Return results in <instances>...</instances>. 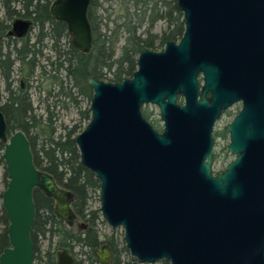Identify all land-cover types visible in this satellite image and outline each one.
Instances as JSON below:
<instances>
[{"label":"water","instance_id":"water-1","mask_svg":"<svg viewBox=\"0 0 264 264\" xmlns=\"http://www.w3.org/2000/svg\"><path fill=\"white\" fill-rule=\"evenodd\" d=\"M177 3L185 21L180 41L144 49L122 82L89 77L91 120L76 137L81 163L100 181L104 220L124 229L140 263L264 264V0ZM90 4L51 6L83 53L93 43ZM32 28L31 19L17 18L8 35L24 38ZM237 102L242 108L226 126L235 159L215 174L214 126ZM149 103L160 109L162 132L143 115ZM7 128L0 110L9 221L0 264H34V190L56 201L55 215L69 227L78 224L75 195L35 165L23 131ZM95 254L112 263L108 244ZM76 262L70 249L57 252L58 264Z\"/></svg>","mask_w":264,"mask_h":264},{"label":"trees","instance_id":"trees-1","mask_svg":"<svg viewBox=\"0 0 264 264\" xmlns=\"http://www.w3.org/2000/svg\"><path fill=\"white\" fill-rule=\"evenodd\" d=\"M54 1L56 0H0V73L5 80V89L8 93L5 102L0 104V110L5 115L8 133L21 130L28 136L36 166L52 174L58 184L75 194L73 210L77 219L81 221V226H86L82 228L79 225L76 230L67 226L55 215L54 199L36 189L34 191L36 218L31 234L34 264H58L57 252L64 248L70 249L76 256L80 254L84 256L76 259V264H101L95 251L104 243L109 245L112 253L111 264H121L119 259L121 251H127V247L125 244L120 247L123 242L115 233L106 236L105 240L101 239L98 228L101 212L99 207L92 209L90 206L93 195L100 190V181L81 163L75 142L80 126L78 124L65 126L64 130L59 132L53 111L48 108L49 114L46 118L36 114L29 92L21 90L20 86L14 88L12 75L18 63L21 71L27 70L28 80H32L38 71V76L46 77V64H41L43 55L41 47L49 40L55 59L53 73L48 79L60 87V92L55 96L61 94L76 102L72 89L65 91L63 88L61 76L64 71V78L70 79L78 93L91 99L93 90L88 84L90 76L94 75L109 82H121L127 77H132L137 69V56L143 49L156 50L169 40L181 39L185 31L183 13L178 8L176 0H148L141 9L134 5V13L130 12L131 7H125L122 17L124 20L121 24L115 23L111 27L107 22L103 27L98 17L101 5L97 0H91L89 19L94 40L90 52L83 53L75 47L66 25L53 19L51 4ZM134 15L137 16L135 21ZM17 18L33 21L32 29L37 30L34 41L30 36L22 39L20 46L10 41L8 32ZM162 20H165L167 29L162 34H154L152 32L154 25ZM141 28L144 30L139 33ZM121 39H124L125 43L120 57L116 58ZM38 55L40 59L37 58ZM80 112L81 119H91L89 108ZM144 116L157 130H161L158 121L150 119V113L144 111ZM223 134L227 135V132ZM4 147L0 142L1 165H5ZM4 181L7 186L6 171ZM0 197L2 198V194ZM0 221L3 226L0 230L1 254L9 246V221L1 204ZM46 241L48 244L44 249ZM76 247L80 248L79 251H75ZM165 263L169 264L168 261Z\"/></svg>","mask_w":264,"mask_h":264},{"label":"rangeland","instance_id":"rangeland-1","mask_svg":"<svg viewBox=\"0 0 264 264\" xmlns=\"http://www.w3.org/2000/svg\"><path fill=\"white\" fill-rule=\"evenodd\" d=\"M100 4H103V6L100 8L99 13L101 15L111 13V22H110V26H114L115 21L114 19L116 18V14L113 13L115 10H119V13L124 15V11L123 8L121 9L119 2L121 0H111L112 4L110 5V2H106L105 0H99ZM129 5L131 6L130 12L134 13L135 12V6L133 5L134 2L132 0H128ZM107 8V9H105ZM118 13V11H117ZM140 14V13H139ZM137 18L136 15H134L133 17V21H135ZM124 20V18H121L118 22L119 24H121V22ZM134 23V22H133ZM132 23V24H133ZM167 25L165 24V22L162 21H158L154 27H153V33L157 34H161L162 31L164 29H166ZM144 30V28H141L139 30V33H142ZM36 28L32 29V31L29 33L28 36H30L31 40H35V35H36ZM14 44H17V46H20L22 44V41H18L15 42ZM13 44V45H14ZM124 44V39H121V42L119 44V48H117V54L116 57H119L121 54V47ZM163 47H158L159 50L163 49ZM41 49H43L44 55L46 56L47 54H49L52 59L54 60V53L52 51H50V49H46V47L42 46ZM4 52H6V48H4ZM43 63H46V61L44 59ZM26 68V67H25ZM39 72V71H38ZM38 72L37 75L34 76V78H32L31 83H32V88L30 89V96L33 100V104L36 108L35 112L39 115L42 116V118H46V116H48L49 112H48V108L53 111L54 115H55V119H56V126L59 130V132H62L65 126L71 127L75 124H78L80 126V131H83L86 126L88 125L89 121L88 119H81V112L80 110H86V109H90V105H91V99L88 96H83L81 94L78 93L77 89L75 87L72 86V82L70 81L69 78H64L65 77V72L63 71V77L61 76V79L63 80V85H64V89L69 90L72 89V92L74 94V96L76 97V102L72 99H70L69 97L63 96V95H59V96H55V94L57 92H60V87L58 84L55 83H51V81H49L46 77H40L38 76ZM26 73L27 70H23L21 71L19 69V64H16V67L13 71V75H12V79H13V87L17 88L20 85L21 80H23L26 77ZM41 82V84H40ZM40 86V87H39ZM6 83L5 80L2 76V74L0 73V104L4 103L5 99L8 96V93L6 91ZM41 88V96H40V91L39 89ZM47 90L49 92H51V95H49L47 97ZM44 96V102L41 99V97ZM238 108L236 106L232 107L231 109V114H235L236 110ZM144 110L148 113H150V119L154 120L155 122L158 121L159 125L162 126V122L160 120V109L157 105L155 104H147L144 107ZM233 115H224L222 117V119L216 124L215 126V134L216 139H215V146H214V154L217 155V160L216 162L213 164V171L215 174L219 173L222 168L224 166H226L229 162H231L232 160L235 159V156L232 155L231 153H229L228 151L226 152V146L230 143V136L227 133V135H224L222 132L225 128L226 125H228L232 120H233ZM220 132L222 133V135H219ZM218 133V134H217ZM6 171L5 165L4 164H0V196L2 194V192L5 190L6 186H5V181H4V173ZM0 204H2V198L0 197ZM90 206L92 209L94 208H98L100 207V200H99V196L98 193L95 195H93V198L90 200ZM78 220V219H77ZM78 223H81V221L79 220ZM2 223L0 221V230L2 229ZM78 228L77 223L75 222V226L74 229L76 230ZM98 228H99V232H100V236L102 240H105L106 236L115 233V235L119 238V240L121 242H123V244L121 243L122 247L124 244L126 246V243L124 241V229L122 227H117V228H112L103 218L102 214H101V218L98 221ZM48 244V241L44 242V249L46 248ZM79 247H76L75 251H79ZM76 256V255H75ZM84 257L83 255H78L76 256V259L79 260V258ZM120 263L121 264H166L165 260H161L158 262H154V263H140L137 259H135L131 252L129 251V249L127 248V251H121L120 254ZM170 264V263H169Z\"/></svg>","mask_w":264,"mask_h":264},{"label":"flooded vegetation","instance_id":"flooded-vegetation-1","mask_svg":"<svg viewBox=\"0 0 264 264\" xmlns=\"http://www.w3.org/2000/svg\"><path fill=\"white\" fill-rule=\"evenodd\" d=\"M57 1V0H56ZM135 4H133V5H138V9L140 8L141 9V7H142V5H145V3L148 1V0H132ZM55 2V1H54ZM53 2V3H54ZM97 2L99 3L100 1L99 0H97ZM108 3V2H110V5L112 4L111 2V0H105V3ZM176 2H177V0H176ZM52 3V4H53ZM52 4H51V6H52ZM100 4V3H99ZM119 4H120V7H121V9L123 8V10H124V8L125 7H131L130 5H129V2H128V0H121L120 2H119ZM101 5V7L103 6V4H100ZM177 6H178V3H177ZM100 7V8H101ZM179 8V7H178ZM105 9H107V8H105ZM180 9V8H179ZM99 11H100V9H99ZM117 11H118V13H117ZM182 12V11H181ZM113 13H115L116 14V18L114 19V21H115V23H119L118 21L123 17V14H121V13H119V10H115ZM53 16V15H52ZM98 17H99V22H100V25L101 26H105L106 24H107V22H109V25H110V22H111V20H110V18H111V13H108L107 12V14H104V15H101L99 12H98ZM183 18H184V15H183ZM53 19L54 20H56V21H58L57 19H55L54 17H53ZM90 20V19H89ZM164 22H165V20H163ZM58 22H60V21H58ZM62 23V22H61ZM91 23V22H90ZM64 24V23H63ZM165 24H166V22H165ZM167 25V24H166ZM92 26V25H91ZM112 27V26H111ZM67 28V27H66ZM166 29H167V27H166ZM166 29H164V30H166ZM163 30V31H164ZM163 31H162V33H163ZM31 32V31H30ZM68 32V31H67ZM92 32H93V29H92ZM152 32H153V29H152ZM161 33V34H162ZM69 34V33H68ZM155 34V33H154ZM157 34H159V33H157ZM29 35V34H28ZM28 35L26 36V37H24V38H18V37H16V36H11V35H8V37H10V41L11 42H13V43H15L16 41H20V40H22V39H26V38H28ZM70 35V34H69ZM70 37L72 38V36L70 35ZM182 38V37H181ZM94 40V39H93ZM72 41H73V39H72ZM170 41V40H169ZM172 41H174V40H172ZM178 41H180V39L179 40H177L176 42H178ZM121 42V41H120ZM168 42V41H167ZM166 42V43H167ZM125 43V42H124ZM166 43H165V45H164V48H165V46H166ZM120 44V43H119ZM124 45V44H123ZM44 47H46V49H50V51H51V42L49 41V40H46L45 41V43H44V45H43ZM92 46H93V43H92ZM119 46V45H118ZM123 47V46H122ZM122 47H121V52H122ZM163 47V46H162ZM119 48V47H118ZM164 48L163 49H161V50H159V49H156V50H153V49H150V48H145V49H149V50H152V51H162V50H164ZM91 49H92V47H91ZM90 49V50H91ZM144 50V49H143ZM142 50V51H143ZM141 51V52H142ZM53 52V51H52ZM90 52V51H89ZM140 52V53H141ZM88 53V52H87ZM139 53V54H140ZM117 54V53H116ZM139 54H138V56H137V60H138V57H139ZM121 55V54H120ZM120 57V56H119ZM37 58H39L40 59V56L38 55V57ZM116 58H118V57H116ZM42 59H44L45 61H46V77H47V79L48 78H51L50 76L52 75V73H53V59H52V57L49 55V54H47L46 56L44 55V52H43V55L41 56V60ZM41 64H43V60L41 61ZM137 68H138V64H137ZM137 70V69H136ZM135 70V71H136ZM134 74V73H133ZM92 76H94V75H92ZM132 77H133V75H132ZM132 77H127V78H132ZM98 78V77H97ZM89 79V78H88ZM99 79V78H98ZM49 81H51L50 79H48ZM100 80H102V79H100ZM103 81H105V80H103ZM106 82H109V81H106ZM122 82V81H121ZM51 83H52V81H51ZM115 83V82H114ZM40 84H41V82H40ZM20 87H21V90H26V91H28L29 92V94H30V89L32 88V83H31V80H28L26 77L23 79V80H21V82H20V85H19ZM90 86V85H89ZM91 87V86H90ZM92 88V87H91ZM93 90V89H92ZM39 93H40V96H41V88L39 89ZM94 93V92H93ZM47 97L49 96V95H51V92H49L48 90H47ZM92 97H93V95H92ZM44 96H42L41 97V99L43 100V102L45 101L44 99ZM6 100V99H5ZM31 100H32V98H31ZM91 100H92V98H91ZM5 102V101H4ZM179 103L180 104H183V99L182 98H180V100H179ZM32 104H33V100H32ZM150 104V103H149ZM147 104H145L143 107H142V112H143V115H144V107L146 106ZM91 106V105H90ZM234 106H236L238 109L236 110V113L235 114H231L232 112H231V109H232V107H234ZM33 108H34V111L36 110V108H35V106H34V104H33ZM241 108H242V104H241V102H237V103H235V104H233L231 107H229L228 109H226V110H224L223 112H222V114H221V116L217 119V121H216V123H215V126H216V124L222 119V117L224 116V115H233V117L235 118V116L240 112V110H241ZM36 113V112H35ZM37 114V113H36ZM90 114H91V110H90ZM145 117V116H144ZM146 118V117H145ZM233 118V119H234ZM147 119V118H146ZM91 120V119H90ZM148 120V119H147ZM160 120H161V113H160ZM152 125H153V123L150 121V120H148ZM90 122V121H89ZM161 122H162V120H161ZM232 122V121H231ZM230 122V123H231ZM154 126V125H153ZM215 126H214V131H215ZM227 126V125H226ZM226 126H225V128H224V130L222 131V132H227L228 133V131H227V129H226ZM154 128H155V126H154ZM156 129V128H155ZM157 130V129H156ZM157 131H159V132H162L163 131V122H162V126H161V130H157ZM213 131V137H214V140L216 139V134H215V132ZM82 131H80L79 133H81ZM78 133V134H79ZM221 133V132H220ZM218 134V133H217ZM229 134V133H228ZM28 137V136H27ZM77 137V136H76ZM30 141V140H29ZM75 142H76V138H75ZM77 145V144H76ZM5 146V145H4ZM31 146V145H30ZM214 146H215V143H214ZM78 147V146H77ZM227 147V146H226ZM5 148V147H4ZM79 149V148H78ZM32 150V149H31ZM228 150H227V148H226V152H227ZM4 152V151H3ZM229 152V151H228ZM33 153V152H32ZM79 153H80V151H79ZM230 153V152H229ZM217 155L216 154H214V149H213V159H214V163L216 162V160H217ZM33 159H34V156H33ZM80 159H81V156H80ZM35 163V162H34ZM36 165V164H35ZM43 170V169H42ZM60 185V184H59ZM7 187V186H6ZM36 190V189H35ZM34 190V191H35ZM39 190V189H38ZM70 191V190H69ZM42 192V191H41ZM72 192V191H71ZM43 193V192H42ZM45 195V194H44ZM75 195V194H74ZM98 195H99V200H100V190L98 191ZM34 196V195H33ZM46 196V195H45ZM51 198V197H50ZM76 198V197H75ZM75 198H74V201H75ZM53 199V198H52ZM55 201V200H54ZM74 201L72 202V204H71V206H72V208H73V203H74ZM35 202V201H34ZM2 205V204H1ZM55 207H56V201H55V206H54V212H55ZM77 221H79V220H77ZM78 226L79 225H81V223H78L77 224ZM83 226V225H82Z\"/></svg>","mask_w":264,"mask_h":264}]
</instances>
